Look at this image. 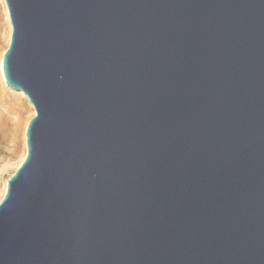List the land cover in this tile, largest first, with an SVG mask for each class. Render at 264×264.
<instances>
[{
	"label": "water",
	"instance_id": "1",
	"mask_svg": "<svg viewBox=\"0 0 264 264\" xmlns=\"http://www.w3.org/2000/svg\"><path fill=\"white\" fill-rule=\"evenodd\" d=\"M6 2L0 264H264V0Z\"/></svg>",
	"mask_w": 264,
	"mask_h": 264
},
{
	"label": "rangeland",
	"instance_id": "2",
	"mask_svg": "<svg viewBox=\"0 0 264 264\" xmlns=\"http://www.w3.org/2000/svg\"><path fill=\"white\" fill-rule=\"evenodd\" d=\"M11 35L12 23L7 5L0 0V66ZM21 92L7 88L0 71V202L7 192L8 180L27 156V128L36 115L29 98Z\"/></svg>",
	"mask_w": 264,
	"mask_h": 264
},
{
	"label": "bare ground",
	"instance_id": "3",
	"mask_svg": "<svg viewBox=\"0 0 264 264\" xmlns=\"http://www.w3.org/2000/svg\"><path fill=\"white\" fill-rule=\"evenodd\" d=\"M6 2V0H4ZM6 5H7V2H6ZM7 11L9 12L8 10V6H7ZM10 16V15H9ZM0 71H1V75H2V78L5 82V85L7 86V88H9L10 90L12 89V87H10L7 83V80H6V77H5V73H4V69H3V63L1 62V66H0ZM22 95H26L23 91L21 92ZM20 94V95H21ZM27 96V95H26ZM28 97V96H27ZM33 105V104H32Z\"/></svg>",
	"mask_w": 264,
	"mask_h": 264
}]
</instances>
